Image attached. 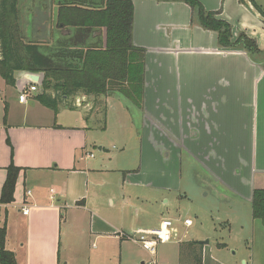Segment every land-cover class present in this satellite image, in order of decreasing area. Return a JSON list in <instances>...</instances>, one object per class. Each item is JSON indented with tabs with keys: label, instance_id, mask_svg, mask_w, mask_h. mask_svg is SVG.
<instances>
[{
	"label": "crops",
	"instance_id": "1",
	"mask_svg": "<svg viewBox=\"0 0 264 264\" xmlns=\"http://www.w3.org/2000/svg\"><path fill=\"white\" fill-rule=\"evenodd\" d=\"M58 1L52 0L51 5H55L56 15ZM200 1L207 10L218 12L219 18L232 25L243 22L254 26L256 21L264 24L259 17L262 14L245 1ZM254 2L264 9L261 0ZM133 3V43L146 50L144 95L139 107L132 99L107 96L110 100L105 116L113 111L120 117L129 116L134 124L129 108L134 105L136 112L143 115L142 124L135 127L139 136L145 138L141 146L148 139L153 148L148 154L159 153L160 159L166 162L175 158L177 170L183 154H188L191 167L198 165L214 174L221 184L232 189H235L233 184L243 185L245 193L239 189L230 190L246 198L248 203L250 201L253 220V191L264 188L263 63L254 61L245 50L219 47L217 32L194 21L192 9L184 1L133 0ZM233 34L235 37L240 34L235 27ZM257 41L264 48V35ZM25 74V71L15 72V87L27 81ZM25 85L28 87L30 82ZM40 89L38 85V90L28 93V98L21 102L22 92L7 99L0 88L3 100L0 198L8 167L14 164L21 168L15 200L0 203V227L6 224V246L15 252L19 264H72L70 253L63 251L61 241L65 209L88 211L94 235L117 238L125 233L126 226L123 228L122 217H116L113 210L103 216L94 211V208L101 211L100 202H96L99 208L89 204L92 187L97 190L105 184V180L96 179L95 174L114 169L110 165L111 158L107 157L110 153L103 145L99 147L105 151L100 162L89 161V157H94L89 149L96 141L91 124L100 121L99 115L87 112L90 103L73 109L60 105L56 114L36 100ZM116 105L122 108L117 109ZM76 111H81L79 116L64 114ZM127 112L131 116L125 115ZM125 127L120 125L119 130ZM102 129L107 131V123ZM118 134L121 133L118 131ZM154 138H160V146ZM125 148L127 145H122V150ZM130 182L135 183L128 177L122 180L124 184ZM143 184L150 188L158 186L152 180ZM161 188L172 190L168 185ZM111 194L108 199L114 207L116 199ZM121 199L126 205L132 201L126 195ZM25 205L29 207L27 215L23 213ZM128 228L131 231L146 229L144 226ZM217 245L226 246L225 243ZM207 261L227 264L215 258L212 249L208 250L204 244V264Z\"/></svg>",
	"mask_w": 264,
	"mask_h": 264
},
{
	"label": "rangeland",
	"instance_id": "2",
	"mask_svg": "<svg viewBox=\"0 0 264 264\" xmlns=\"http://www.w3.org/2000/svg\"><path fill=\"white\" fill-rule=\"evenodd\" d=\"M49 1L18 0V19L13 26L18 25L16 34L23 42H26L25 39H37L42 36L43 26L56 28L55 5L48 7ZM261 1L264 3V0ZM49 10H51L52 18L48 17ZM41 19L44 20L43 23ZM242 23L231 25L232 28L238 29L239 33H246L249 36L253 34L256 40L264 35L262 22L256 21L254 26ZM56 31L60 33L58 29H55ZM237 37L234 36V38ZM259 46L264 51V48ZM250 56L256 62L264 61V54ZM27 81L17 88L8 84L0 75V88L7 99H13L14 96L26 90ZM38 85L41 88V83ZM116 96L125 97L122 94H116ZM106 97L80 92L66 102L76 107H84L86 103H90L91 108L87 112L99 115L100 121L91 124L96 141L89 149L94 155L89 157V161L100 162L99 158L104 156L105 151L100 150L99 147L103 145L108 149L106 152L110 153L107 157L111 158L110 165L114 169L95 174L96 179H104L105 184L97 190L92 187V199L89 200V204L99 208L96 202H100L101 211L94 208L100 216L113 210L116 217H122L123 228L126 226L125 233L121 236L117 235V238L105 234L94 235L91 233L92 218L88 211L65 209L61 221V241L63 251L70 253L72 264H142L143 261L147 264L150 255L140 244L129 239L128 234H133L136 230L131 231L128 226L156 228L165 218L172 220L176 231L174 230L170 242L159 244L158 264H181V241L186 240H208V250L211 248L213 256L227 264H264V233L261 232V229L264 230L263 224L259 220H252L250 201L248 203L246 198L232 191L236 192L235 189H239L245 193L246 188L240 184H233L235 189H232L230 186L221 184L217 176L209 174L198 165L191 167L192 161L188 154H183L181 166L178 163V170L181 171L175 169L177 164L175 158L166 162L160 159L159 153L148 154L153 148L148 139L143 147L141 146L145 138L139 136L140 133L135 128L143 122V115L135 110V106L139 107V105L129 106L133 112H131L132 117L135 119L133 124L129 116L120 117L113 111L110 114L107 112L105 116L110 100ZM2 102L0 98V116ZM116 107L122 108L119 105ZM79 112L81 111L64 114L79 116ZM103 123L104 126L107 123V131L102 129ZM120 125L126 126L123 132L120 131ZM118 131L122 135L118 134ZM154 140L157 145H161L160 138H154ZM124 142L126 144H123ZM122 145L125 147L127 145V148L122 150ZM155 147L160 149L158 146ZM216 171L220 173V170ZM125 177L135 183H122ZM147 180H152L158 186L146 187L143 183ZM167 185L172 190L165 191L161 188ZM94 191L103 197L94 194ZM110 194L116 199L114 207L108 199ZM122 195L132 200L129 201V205L122 201ZM185 219H191L193 224L187 227L184 224ZM217 243H225L226 246L221 248ZM207 264H213V262L207 261Z\"/></svg>",
	"mask_w": 264,
	"mask_h": 264
},
{
	"label": "trees",
	"instance_id": "3",
	"mask_svg": "<svg viewBox=\"0 0 264 264\" xmlns=\"http://www.w3.org/2000/svg\"><path fill=\"white\" fill-rule=\"evenodd\" d=\"M167 1L188 3L193 20L217 32L219 47L264 54L258 41L246 33L234 38L231 23L219 18L218 12L207 10L200 0ZM251 1L264 16V9ZM52 4L50 0L48 7ZM58 5L55 29L60 33L43 26L42 36L23 42L16 34L18 25L13 26L18 19V0H0L1 76L14 86L16 71L41 74V91L35 98L56 114L60 105L73 109L75 106L66 101L80 92L95 96L122 94L141 105L146 50L133 43V0H59ZM260 63L264 65V61ZM20 169L14 164L8 167L0 203L15 200ZM251 205L253 218L264 225V188L253 191ZM6 242L4 224L0 227V264H19ZM180 260L181 264H204V244L197 240L182 242Z\"/></svg>",
	"mask_w": 264,
	"mask_h": 264
},
{
	"label": "built area",
	"instance_id": "4",
	"mask_svg": "<svg viewBox=\"0 0 264 264\" xmlns=\"http://www.w3.org/2000/svg\"><path fill=\"white\" fill-rule=\"evenodd\" d=\"M30 82V81H29ZM38 90V84L30 82V85L24 90L19 100L24 102L28 98V93L35 92ZM93 156V154H91ZM30 193V192H29ZM23 213L27 215L29 213L28 205L23 208ZM184 224L189 227L193 224L191 219H185ZM175 228L173 222L170 219H163L160 225L156 228L139 229L133 234H128L129 239L141 245V247L148 252L150 260L147 264H158V246L161 243L170 242L173 238V232Z\"/></svg>",
	"mask_w": 264,
	"mask_h": 264
},
{
	"label": "water",
	"instance_id": "5",
	"mask_svg": "<svg viewBox=\"0 0 264 264\" xmlns=\"http://www.w3.org/2000/svg\"><path fill=\"white\" fill-rule=\"evenodd\" d=\"M246 2L247 5L250 6V8H252L254 11L258 12L257 9L254 7V4L251 2V0H244ZM263 22H264V17L263 16H259ZM26 78L28 81L30 82H34V83H41V80H42V76L41 74L39 73H32V72H26ZM201 243L203 244H207L209 241L206 240V241H200Z\"/></svg>",
	"mask_w": 264,
	"mask_h": 264
},
{
	"label": "flooded vegetation",
	"instance_id": "6",
	"mask_svg": "<svg viewBox=\"0 0 264 264\" xmlns=\"http://www.w3.org/2000/svg\"><path fill=\"white\" fill-rule=\"evenodd\" d=\"M102 33V32H101Z\"/></svg>",
	"mask_w": 264,
	"mask_h": 264
}]
</instances>
